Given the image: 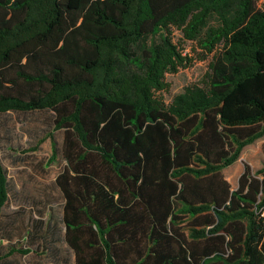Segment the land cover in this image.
Wrapping results in <instances>:
<instances>
[{
	"label": "trees",
	"instance_id": "1",
	"mask_svg": "<svg viewBox=\"0 0 264 264\" xmlns=\"http://www.w3.org/2000/svg\"><path fill=\"white\" fill-rule=\"evenodd\" d=\"M214 15L205 79L166 103L192 64L172 28L195 40ZM46 109L75 264H264V166L223 174L264 136V4L0 0V113Z\"/></svg>",
	"mask_w": 264,
	"mask_h": 264
},
{
	"label": "rangeland",
	"instance_id": "2",
	"mask_svg": "<svg viewBox=\"0 0 264 264\" xmlns=\"http://www.w3.org/2000/svg\"><path fill=\"white\" fill-rule=\"evenodd\" d=\"M218 25V16L214 15L195 40L187 39L181 30L172 28L175 43L185 55L192 58V64L187 68H181L176 73L166 74L169 88L158 93L166 103H170L174 96L181 93L187 86L201 84L205 79L213 54L205 53L199 46V40L205 38L211 27ZM155 39L158 41V36ZM202 54H205V59H201ZM53 118L54 113L48 109L0 113V161L7 174L11 175L10 182L13 184V176L16 180L20 176L26 182L25 190L28 193L37 190V184H41L42 189L47 188L50 182L48 178L56 168L54 163L51 162L52 164L49 165L50 162L47 160V153L51 152V140L48 135L53 132L58 143L61 144L63 131L53 130ZM39 140H43L42 143H39ZM263 144L264 136L246 146L240 158L223 170L224 177L233 189L238 187L239 177L245 164H249L254 171L264 166ZM20 165L32 169L33 175H30L28 169H14ZM237 167H240V171L234 172ZM37 173L42 175L45 182L37 183L33 177ZM60 222L61 206L50 208L12 206L6 202L0 215V264L32 262L29 259L31 250L35 251L37 260L41 264L55 259L50 246L53 241L59 243L61 240L51 237L50 232L51 229H56ZM36 230L37 234L43 236L37 239L34 235ZM27 254L29 255L25 257Z\"/></svg>",
	"mask_w": 264,
	"mask_h": 264
},
{
	"label": "crops",
	"instance_id": "3",
	"mask_svg": "<svg viewBox=\"0 0 264 264\" xmlns=\"http://www.w3.org/2000/svg\"><path fill=\"white\" fill-rule=\"evenodd\" d=\"M48 158L47 160H49L50 156H51V152L47 153ZM52 163H54L55 165V170L53 171V173L50 174V177L48 178L49 182V186L44 189L41 188V184H37V190H33V192H26L25 190V183L22 178L19 176L18 180H16V177H14L13 179V184L10 182L9 177H11V175L7 174V178H8V199H7V203L9 202L12 206L16 205V206H44L47 208L50 207H55V206H61V222L58 223L56 229L51 230L50 235H52L51 237H54L56 240H61L59 243L57 241H53L51 243L50 248L53 250V252L56 254V256H64V255H68L70 260L68 264H75V253L73 252L72 249L69 248V246L67 245V243L64 241V235H65V231H66V227L65 224L63 222L62 216H63V206L65 203V197L63 192L61 191V189L58 187L57 183H56V179L57 176L60 174V172L62 171L64 165H65V161L62 159V157H58L55 161H53ZM52 163H50L49 165H51ZM38 164V161H37ZM14 169H19V170H23V169H28L30 171V175L32 176V169L30 168H25L22 165L14 168ZM235 171H240V167H237ZM7 173V172H6ZM18 176V175H17ZM35 178V180L37 181V183H40L41 181L45 182V179L42 177V175L38 174L33 176ZM47 178V175L45 176ZM35 237L38 239L40 237H42V234H37V230L35 232ZM33 253V254H32ZM29 254H31V256H29V259L32 262H28L26 264H37V262H39V260H37V254L35 253L34 250H31L29 252ZM29 254L25 255L28 256ZM36 256V257H35ZM52 263V262H51ZM51 263H47V264H51ZM59 264H66L64 263V261L62 259H60V261L58 262ZM55 264V263H52Z\"/></svg>",
	"mask_w": 264,
	"mask_h": 264
},
{
	"label": "built area",
	"instance_id": "4",
	"mask_svg": "<svg viewBox=\"0 0 264 264\" xmlns=\"http://www.w3.org/2000/svg\"><path fill=\"white\" fill-rule=\"evenodd\" d=\"M258 4L261 6L262 4H264V0H257ZM261 215L264 217V209L261 210Z\"/></svg>",
	"mask_w": 264,
	"mask_h": 264
}]
</instances>
